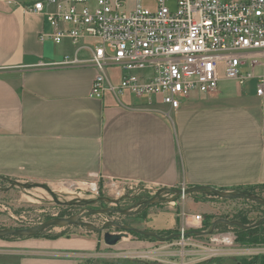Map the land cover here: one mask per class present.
I'll use <instances>...</instances> for the list:
<instances>
[{
	"label": "crops",
	"instance_id": "1",
	"mask_svg": "<svg viewBox=\"0 0 264 264\" xmlns=\"http://www.w3.org/2000/svg\"><path fill=\"white\" fill-rule=\"evenodd\" d=\"M26 6L0 0V179L41 191L46 202L64 187L101 180L223 191L264 185V97L255 84L223 80L178 110L129 92L92 98L91 52L41 41L46 21ZM66 56L85 63L39 66ZM105 71L118 85L121 68ZM103 257L92 238L0 240V264H119Z\"/></svg>",
	"mask_w": 264,
	"mask_h": 264
},
{
	"label": "built area",
	"instance_id": "2",
	"mask_svg": "<svg viewBox=\"0 0 264 264\" xmlns=\"http://www.w3.org/2000/svg\"><path fill=\"white\" fill-rule=\"evenodd\" d=\"M25 10L45 19L41 41L61 45L68 40L91 52L88 62L97 72L92 98L129 92L141 99L160 98L178 110L194 95L216 92L223 80L243 87L255 84L256 95L264 97V0H37ZM83 63L66 56L60 63L39 66ZM110 64L121 68L116 86L106 75ZM180 219L183 241L189 232L204 231L201 215L183 211ZM214 241L232 247L236 237ZM145 254L160 264H188L169 260V252L164 257Z\"/></svg>",
	"mask_w": 264,
	"mask_h": 264
},
{
	"label": "rangeland",
	"instance_id": "3",
	"mask_svg": "<svg viewBox=\"0 0 264 264\" xmlns=\"http://www.w3.org/2000/svg\"><path fill=\"white\" fill-rule=\"evenodd\" d=\"M9 1L29 5L37 0ZM150 3L151 6L154 5L153 2ZM169 6L174 9V2ZM89 45L93 46L95 42L90 41ZM88 54L82 52L80 57ZM9 183L0 179L1 233L35 230L46 227L54 220L56 224L31 236L12 235L0 238L5 242L55 237L92 238L97 241L98 252L103 254L105 260L119 264H160L145 259V253L154 252L162 256L163 252H169L173 254L169 260L184 261L188 264H238L243 258L251 260L255 256L262 258H258V264L264 262V245L253 247L241 245L237 241L239 234L236 228L221 223L216 226L213 233H208L213 224L221 220L242 225L248 223L247 226L262 221L264 185L223 191L209 187L167 189L101 180L75 187H64L57 192V197L55 195L52 198L48 195L46 203L36 204L26 198V192L20 187L10 186ZM69 192L75 196L71 194L73 197H68ZM183 211L201 215L204 224H208L209 228L199 232L207 234L190 235L185 241L175 237L181 229L180 213ZM59 219L72 222L67 223ZM122 227L155 233L165 241L140 237L134 232H129L128 237L123 238L117 245H106L104 235L120 234L123 232ZM228 234L236 237L232 247L214 241Z\"/></svg>",
	"mask_w": 264,
	"mask_h": 264
},
{
	"label": "water",
	"instance_id": "4",
	"mask_svg": "<svg viewBox=\"0 0 264 264\" xmlns=\"http://www.w3.org/2000/svg\"><path fill=\"white\" fill-rule=\"evenodd\" d=\"M59 220L60 221H65L67 223L72 222V221L65 220V219H59ZM221 223H223V224L225 223V224H227L229 226H232V227H240V228H243V229H254V228H257V227H260L261 225H263L264 224V219L262 221H260L259 223L253 225V226H247V225H242V224L235 223V222H228V221L221 220V221L216 222L215 224H213L212 229L208 233L209 234L213 233L215 231V229H216V226L218 224H221ZM54 224H56V220L51 222V224L47 225L46 227L38 228V229H35V230L14 231V232H9V233H1L0 232V238L4 239V238H7V237L12 236V235L31 236L33 233L38 232L40 230H44V229L50 227V225H54ZM122 230H123V232L120 233V234L106 233L104 235L105 244L108 245V246H115L118 243H120L123 240V238L128 237L129 232H134V233L139 234L141 236H144L146 238H155L156 240L161 241V242L165 241V239L161 238L159 235H157L155 233H146V232H143V231L138 230V229L127 228V227H122ZM203 234H207V233L206 232L205 233L204 232H199V231L191 232V233L185 234L184 237H187V236H190V235H203ZM175 237L181 238L182 235L181 234H175Z\"/></svg>",
	"mask_w": 264,
	"mask_h": 264
},
{
	"label": "trees",
	"instance_id": "5",
	"mask_svg": "<svg viewBox=\"0 0 264 264\" xmlns=\"http://www.w3.org/2000/svg\"><path fill=\"white\" fill-rule=\"evenodd\" d=\"M244 225H248V223H244ZM209 225L204 224V230L208 229ZM237 229L238 232V243H240L243 246L253 247L256 245H264V227L263 225L254 229H243L240 227H234ZM174 232H167V234H172ZM140 237L139 234H136ZM56 238V237H55ZM263 257V256H262ZM262 259L261 256H255L253 259L249 260L247 258H243L239 260L238 264H258L257 260ZM264 259V257H263ZM264 264V262L262 263Z\"/></svg>",
	"mask_w": 264,
	"mask_h": 264
},
{
	"label": "bare ground",
	"instance_id": "6",
	"mask_svg": "<svg viewBox=\"0 0 264 264\" xmlns=\"http://www.w3.org/2000/svg\"><path fill=\"white\" fill-rule=\"evenodd\" d=\"M71 194V193H70ZM70 194H66L68 197H73L72 195ZM27 195V199L33 203H37V204H40V203H43L45 202V195L43 194V192L39 191V192H29V193H26ZM63 195V194H62ZM61 195V196H62ZM60 196V195H59ZM73 199V198H71Z\"/></svg>",
	"mask_w": 264,
	"mask_h": 264
}]
</instances>
